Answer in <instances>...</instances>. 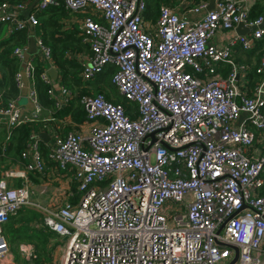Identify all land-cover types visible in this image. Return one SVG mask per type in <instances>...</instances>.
<instances>
[{
    "label": "built area",
    "instance_id": "built-area-1",
    "mask_svg": "<svg viewBox=\"0 0 264 264\" xmlns=\"http://www.w3.org/2000/svg\"><path fill=\"white\" fill-rule=\"evenodd\" d=\"M60 1L71 13L64 28L76 24L88 46L74 54L81 79L112 65V82L133 108L83 94L81 124L66 116L67 131H42L48 160L34 133L22 162L1 166L0 261L11 252L3 223L30 206L64 241L58 264H229L232 247L234 264H264V52L253 85L252 66L233 57L264 40V14L250 16L264 0H214L209 10V0H177L162 3L155 21L145 17L147 0H37L28 14L33 2L0 4L7 33L27 29L38 47L26 60L28 44L13 51L24 64L16 84L23 71L32 109L21 92L0 104L6 139L26 121L54 119L51 111L41 117L33 76L36 56L53 65L52 49L34 28L38 13ZM239 23L249 32L237 34ZM40 79L55 110L68 105L74 94L59 78L46 68ZM33 175L41 193L54 190L48 205L31 199ZM18 253L36 257L31 242Z\"/></svg>",
    "mask_w": 264,
    "mask_h": 264
},
{
    "label": "trees",
    "instance_id": "trees-1",
    "mask_svg": "<svg viewBox=\"0 0 264 264\" xmlns=\"http://www.w3.org/2000/svg\"><path fill=\"white\" fill-rule=\"evenodd\" d=\"M8 3L15 5L20 2L29 5L33 0H0V4ZM177 0H147V9L145 17L155 21L159 7L162 3L174 5ZM264 14V2L254 5L250 16L255 18ZM71 18L70 11L60 1L57 5L49 4L44 10L37 15L38 25L35 26L34 32L39 34L43 41L52 49L53 66L59 73L60 82L67 86L74 94L67 106L60 110H55L53 102L47 94L48 85L40 79V73L47 68V64L41 62L36 56L34 59V81L35 89L39 104L44 111L52 113L53 120H29L18 126L11 128L9 138L6 139L8 132L0 124V168L8 165L22 162L20 154L27 144L32 140L31 135L42 131L48 132L59 126L64 131L71 128L70 125H63L61 119L70 116L73 123L81 124L85 120V112L79 102V97L83 94H101L107 100L113 103L123 105L127 113L132 111V104L128 102L112 82L115 68L107 65L93 79L83 81L80 77L82 69L81 64L76 60L74 54L86 52L88 46L82 42L79 36L77 25L72 23L71 27L64 28V21ZM94 18L99 19L97 15ZM6 24H0V104L6 105L11 99L20 94V89L16 84L15 76L20 70L21 63L13 51L16 47H23L28 44L29 31L27 29L16 30L7 33ZM264 52V40L257 41L254 48L247 51L248 57L245 60L237 59L239 63L250 64L251 70L248 74L251 85L259 80L255 73V68L260 64V58ZM255 57V63H251ZM45 140H41V152L45 160L47 159L48 148ZM48 164H51L48 162ZM35 182L38 181L35 175L31 176ZM75 190V185L72 184ZM44 214L30 206H24L15 214L10 215L3 223V234L10 245L11 253H16L15 259L19 258L17 252L18 244L21 242H31L35 247L36 257L30 261L25 260V264H50L52 261V252L56 244H51L56 233L43 226ZM16 244L14 248L13 245ZM18 253V254H17ZM27 262V263H26ZM47 262V263H46Z\"/></svg>",
    "mask_w": 264,
    "mask_h": 264
},
{
    "label": "crops",
    "instance_id": "crops-1",
    "mask_svg": "<svg viewBox=\"0 0 264 264\" xmlns=\"http://www.w3.org/2000/svg\"><path fill=\"white\" fill-rule=\"evenodd\" d=\"M242 52H243V55H241ZM233 57L236 60L240 57V59L243 61V60H245L248 57V54H247V52H244V51L240 50V48H236V50H235V52L233 54ZM251 61L255 62V57H253ZM47 68H48V71H50L51 69H55L57 71V69L53 65L52 66H48ZM57 78H59V73L57 75ZM23 105L25 106V110L26 111H28V112L31 111V109H32V104L31 103L27 102L26 104H23ZM48 116H49V112L47 110L46 111L43 110V112L41 114V117H43V118L45 117L46 118ZM33 181H35V180H33ZM54 182H56V181H54ZM55 184H57V183H54V185ZM53 193H54V190L52 188H50L46 193H44V196H40L39 197L37 195V198L34 199V201L38 202V204H41V205H48L50 203L49 199H53V195H54ZM52 243L56 244V246H55L56 249H54L55 251H54V253L52 255V261H51L50 264H58L62 250H58V246L57 245L61 244L62 240H60L59 237L56 235V237L52 239L51 244ZM13 263L14 264L16 263L15 262V256L11 252L9 253V255L6 256V258L4 260L0 261V264H13Z\"/></svg>",
    "mask_w": 264,
    "mask_h": 264
},
{
    "label": "water",
    "instance_id": "water-1",
    "mask_svg": "<svg viewBox=\"0 0 264 264\" xmlns=\"http://www.w3.org/2000/svg\"><path fill=\"white\" fill-rule=\"evenodd\" d=\"M36 1L37 0H35L29 6V8L25 11V14L29 13L30 9L33 7V5L35 4ZM213 3H214V0H209V4H208V7H207L208 10L213 8ZM236 32L239 35H244L247 32H249V28L245 27L242 23H239L238 26L236 27ZM37 53H38V47L36 46V43H35L34 34H33V32H31L29 37H28V47L23 52L24 60L28 59L30 56L37 55ZM23 65L24 64L22 63L21 66L23 67ZM49 73H50V76H52L54 79L57 78L58 72L55 69H51L49 71ZM21 74H22V78H23V86L21 87L20 92H21V96L25 97L26 96V92H27V79H26V76H25L23 71H21ZM38 135L43 140L49 141V135L46 132H39ZM152 135L153 134H151V136ZM232 248L234 249L235 254H234V257L232 258V260L230 261L229 264H234L236 262V260H237V257H238V249L236 247H232Z\"/></svg>",
    "mask_w": 264,
    "mask_h": 264
},
{
    "label": "rangeland",
    "instance_id": "rangeland-1",
    "mask_svg": "<svg viewBox=\"0 0 264 264\" xmlns=\"http://www.w3.org/2000/svg\"><path fill=\"white\" fill-rule=\"evenodd\" d=\"M241 55H243V52H242V54ZM251 63H255V62H253V61H251ZM228 69V66L227 65H222V67H221V71L222 72H225L226 70ZM28 101H27V97H24V96H22L21 98H20V104H26ZM8 162L9 161H6L5 162V166H8V167H10V165H8ZM7 167V168H8ZM50 164H48V162L46 161V170H47V172L49 171V169H50ZM51 178H52V176H51ZM50 178V179H51ZM33 188H32V193H31V199H36L37 198V195L40 197V196H44V193H40V186H37L36 185V182H34L33 181ZM53 183V182H52ZM46 193V192H45ZM62 244H63V247H64V241L62 242ZM19 245V244H18ZM13 247L15 248L16 247V244H14L13 245ZM59 247L61 248V244L59 245ZM17 252H18V249H17ZM13 254L14 255H16V253H14L13 252ZM18 254V253H17ZM17 256V255H16ZM15 262H16V264H25V260L24 259H22L20 256H19V258L16 260L15 259ZM27 263V262H26ZM29 264H32V263H30V262H28ZM47 263V262H46Z\"/></svg>",
    "mask_w": 264,
    "mask_h": 264
}]
</instances>
